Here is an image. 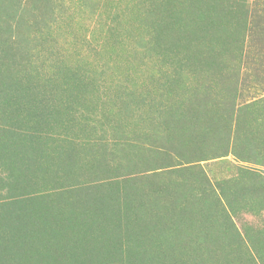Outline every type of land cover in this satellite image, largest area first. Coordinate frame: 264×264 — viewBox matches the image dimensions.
<instances>
[{
    "label": "rangeland",
    "instance_id": "rangeland-1",
    "mask_svg": "<svg viewBox=\"0 0 264 264\" xmlns=\"http://www.w3.org/2000/svg\"><path fill=\"white\" fill-rule=\"evenodd\" d=\"M0 264H264V0H0Z\"/></svg>",
    "mask_w": 264,
    "mask_h": 264
},
{
    "label": "trees",
    "instance_id": "trees-1",
    "mask_svg": "<svg viewBox=\"0 0 264 264\" xmlns=\"http://www.w3.org/2000/svg\"><path fill=\"white\" fill-rule=\"evenodd\" d=\"M87 79V78H86Z\"/></svg>",
    "mask_w": 264,
    "mask_h": 264
}]
</instances>
